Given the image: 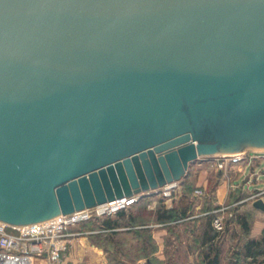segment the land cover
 I'll return each mask as SVG.
<instances>
[{
  "label": "water",
  "instance_id": "95a60500",
  "mask_svg": "<svg viewBox=\"0 0 264 264\" xmlns=\"http://www.w3.org/2000/svg\"><path fill=\"white\" fill-rule=\"evenodd\" d=\"M248 150H264V0H0V222Z\"/></svg>",
  "mask_w": 264,
  "mask_h": 264
},
{
  "label": "rangeland",
  "instance_id": "374dc122",
  "mask_svg": "<svg viewBox=\"0 0 264 264\" xmlns=\"http://www.w3.org/2000/svg\"><path fill=\"white\" fill-rule=\"evenodd\" d=\"M249 153L263 158L256 165L255 174L250 176L248 168L247 173L240 175L235 182L249 179V183L244 182V186L248 191H254L257 188H264V175L260 172L264 168V151L250 150ZM201 170L206 172L207 184L206 187H202L204 195L197 198L194 196V190L197 188L196 178ZM224 172L217 168L215 160L198 159L191 163L184 177L169 184L168 187L137 194L134 203L117 210H122L123 216H118L117 211L106 209L98 211L96 207L88 209L87 213L90 216L88 220H92L89 228L91 230L81 229L85 221L73 227V230L81 234L72 239L63 261L66 264H183L188 254H194L196 244L194 234L191 236L184 230L186 221L170 225L160 221L157 215L163 209H178L186 203L190 205L188 211L192 210V214L202 208L208 211L215 187L220 184L221 189L226 188V181L221 179L227 178ZM208 215H204L202 220L201 233L204 236L209 235ZM107 219L117 224L112 229V234L105 239L101 234L100 225ZM187 229L192 227L188 225ZM89 233L97 235L90 237L87 235ZM201 240L202 238L197 242L201 244ZM210 249L207 246L202 254L209 253ZM240 251H233L239 255L236 259L238 263H241ZM232 257L236 258L234 255Z\"/></svg>",
  "mask_w": 264,
  "mask_h": 264
},
{
  "label": "crops",
  "instance_id": "0c3cea01",
  "mask_svg": "<svg viewBox=\"0 0 264 264\" xmlns=\"http://www.w3.org/2000/svg\"><path fill=\"white\" fill-rule=\"evenodd\" d=\"M249 151L247 159L238 162L230 170L224 172L227 178L222 177L221 179L226 181V188L221 189V185L218 184L212 192V201L216 200L219 203L234 204L232 206L234 215L228 218L224 231L217 232L214 230V235L204 236L201 233L204 217L201 209V211H195L186 218L179 220L180 222L186 221L184 230L191 236L194 234V239L196 240L193 250L194 254H188V258L184 260L183 264H208V261L215 255L217 256L216 264H236L235 262H237L236 259L239 255L233 252L234 250H241L239 259L241 260V264H264V243H256L262 239L264 233V210L253 206V201L257 198H261L264 202V188L248 191L244 186V182L249 183V179L235 182L240 175L247 173L248 168H250V176L255 174V167L263 158L253 155ZM201 160L209 161L215 160V158H202ZM260 172L264 175V168ZM199 173L196 178L195 187L202 189L207 184L205 179L206 172L201 170ZM256 192H261V194L253 199H248L251 194ZM238 194L245 196L237 200L235 196ZM212 201L210 200L208 204L210 206L211 203V207L213 206ZM188 225L192 229H187ZM200 237L202 238L201 244L197 242L201 239ZM207 246L211 249L209 253L203 255L202 252ZM232 255L236 256V258H233Z\"/></svg>",
  "mask_w": 264,
  "mask_h": 264
},
{
  "label": "built area",
  "instance_id": "2783aa9c",
  "mask_svg": "<svg viewBox=\"0 0 264 264\" xmlns=\"http://www.w3.org/2000/svg\"><path fill=\"white\" fill-rule=\"evenodd\" d=\"M246 153L247 151H242L235 155L218 154L213 157L217 168L227 171L233 165L247 159ZM260 194L261 192L253 193L248 199L258 197ZM203 195V189L195 188V197L201 198ZM136 199V195L116 199L111 201L116 202V205L106 210L115 212L131 205ZM212 203V208L203 214H212L211 226L215 231L222 232L228 218L234 215L232 211L234 204L219 203L216 200ZM87 210L60 214L45 221L21 226L0 222V264H66L63 258L67 254L71 241L81 234L73 230V227L90 218Z\"/></svg>",
  "mask_w": 264,
  "mask_h": 264
},
{
  "label": "trees",
  "instance_id": "16d2710c",
  "mask_svg": "<svg viewBox=\"0 0 264 264\" xmlns=\"http://www.w3.org/2000/svg\"><path fill=\"white\" fill-rule=\"evenodd\" d=\"M186 194V193H185ZM245 195L243 194H238L237 196H235V198L237 200L241 199L242 197H244ZM189 204H184L182 206H180L178 209H163L162 212L158 213L157 215V218L160 220V221H163V222H167L168 224L170 225H175L179 220L181 219H184L186 218L188 215L192 214V210H189ZM208 208V207H207ZM206 208V209H207ZM209 208L211 209L212 207L209 206ZM205 208H202V211H205L204 210ZM117 215L118 216H123L124 215V212L122 210L120 211H117ZM208 218H209V222L211 223V218H212V214H209L208 215ZM92 223V220H88V221H85L83 222V227L81 229H84V230H91L89 229L90 228V224ZM117 223L113 222L112 220L110 219H107L105 221H103L102 225H100V229L102 230V235L104 236V238L106 239L109 235L112 234V229H114L115 225ZM170 229V227H169ZM213 231V232H212ZM88 236L92 237V235H97V234H94V233H89L87 234ZM209 235L212 236L214 235V229L213 227L210 225L209 227ZM208 235V236H209ZM257 244H262L264 243V233H263V236H262V239L258 242H256ZM259 252V251H258ZM217 263V256L215 255L212 259H210L208 261V264H216ZM236 264H241V263H236Z\"/></svg>",
  "mask_w": 264,
  "mask_h": 264
},
{
  "label": "bare ground",
  "instance_id": "6f19581e",
  "mask_svg": "<svg viewBox=\"0 0 264 264\" xmlns=\"http://www.w3.org/2000/svg\"><path fill=\"white\" fill-rule=\"evenodd\" d=\"M256 151H264V150H256ZM168 186H169V184H167L165 187H168ZM114 205H116V202H108V203H105V204H102V205H98L96 207L99 210H104L106 208L113 207Z\"/></svg>",
  "mask_w": 264,
  "mask_h": 264
}]
</instances>
